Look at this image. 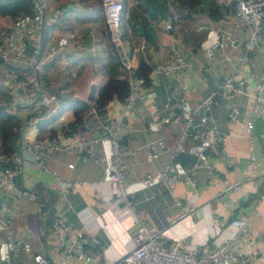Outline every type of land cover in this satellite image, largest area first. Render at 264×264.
<instances>
[{"label": "crops", "instance_id": "0c3cea01", "mask_svg": "<svg viewBox=\"0 0 264 264\" xmlns=\"http://www.w3.org/2000/svg\"><path fill=\"white\" fill-rule=\"evenodd\" d=\"M56 1L47 0L49 4ZM127 1L130 5L134 4V0ZM219 1L228 3L230 0ZM232 9L216 19L206 12L173 17L158 14L156 18L147 20L154 30V37L134 33L128 27L127 34L117 44L119 60L112 69L107 65L110 54L114 52L109 45L100 0H81L78 8L66 7L57 23L45 26L47 43L55 42L58 46L57 55L46 70L47 84L58 92L61 102L73 98L86 99L93 86L97 87L107 79L108 70L117 72L122 69L124 58L130 59L137 68L140 60L146 63L161 60L172 47L177 46L186 50L190 66L174 73L159 74L156 84L142 99L136 100L126 116L131 125L123 130L121 140L127 147L123 156L126 167L134 178L127 185V190L132 193V211H127L122 205H111L107 200L111 191L107 180L111 152L104 133L96 135L93 143L99 158L63 148L34 146L32 150L26 146V141L60 131L64 124L73 122L74 114L71 107H64L58 116L31 125L28 116L33 108L25 105L22 93L12 89L14 101L18 104L16 115L19 127L10 142L13 154L10 158H1L7 161L16 157V182L20 187L33 191L35 196L28 197L10 190L0 193V213L11 222L14 230L12 239L29 244L28 252L8 249L3 243L4 233L0 229V264L2 261L7 264H33L32 256L37 252L44 254L49 264H107L128 248L129 236L140 225L138 216L155 229L170 228V240L185 235L184 246L201 248H212L226 240L232 229L225 223L243 217L247 221L248 236L232 241V248L238 254L246 255L256 250L258 252L246 264H264V195L260 196L264 193V175L260 174L258 186L246 180L250 164L244 130V120L252 116L259 171L262 172L264 112L253 115L252 103L264 58V20L260 28L261 40L245 52L242 43L247 37V30L243 26H235ZM23 17L25 23L18 25L17 18L0 14V22L14 23L18 35L24 37L29 48L26 21L30 16ZM211 27L221 32L222 37L221 44L213 46L212 53L208 54L200 41ZM244 52L245 60L235 75L244 92L239 95L218 94L209 107L204 108L206 124L227 132L223 146L211 147L206 151L208 165L194 167L196 158L188 148L171 157L169 149L175 146L180 122L172 119L175 107L167 102V97L180 98L183 100L182 106L192 107L229 72L226 56L237 60V56ZM6 61L19 71H25L22 59L11 57ZM7 69L6 62L0 60V77L5 78ZM232 103L240 110L237 121H229L227 117L228 107ZM120 107L121 100L113 96L107 101L103 113L125 119ZM71 129L61 131L62 140L74 137L73 126ZM92 133L93 130L85 132L90 136ZM194 141L188 139L187 144ZM145 142L152 143L151 156L147 155ZM34 152L38 153L42 162L40 166L35 165ZM169 161V172L193 168L195 184L182 178L166 184L156 175L147 183L140 180L146 172L156 174ZM65 180H71L72 186L65 189ZM228 180H240L241 186L218 195L217 192ZM189 193L195 198V210L171 224V219L178 214L176 198L184 200ZM39 202L42 203L41 211L38 209ZM57 213L66 217L69 226L84 232L81 246L96 254L95 262L65 259L52 249L47 241L46 229Z\"/></svg>", "mask_w": 264, "mask_h": 264}, {"label": "built area", "instance_id": "2783aa9c", "mask_svg": "<svg viewBox=\"0 0 264 264\" xmlns=\"http://www.w3.org/2000/svg\"><path fill=\"white\" fill-rule=\"evenodd\" d=\"M33 13L28 23L30 47L21 35H18L14 23L7 21L0 22V57L8 60L11 57L22 59L25 71L21 72L15 67L7 69L5 78L0 77L2 82L7 84L14 92H20L25 98L27 107H32L33 112L28 116L31 125H38L39 122L58 116L61 106V99L58 92L50 88L47 84L46 70L56 55L58 46L55 42H43L45 26L53 25L59 21L66 7L81 6V0H57L49 4L47 0H30ZM104 12L107 31L109 37L116 44L120 43L119 19L123 0H100ZM232 12L235 16V26L245 27L247 37L242 43V48L246 52L253 44L261 40L260 28L264 20V0H236ZM18 25L24 24L25 19L21 13L17 14ZM222 33L216 28H208L204 38L200 41L202 48L208 54L212 53V47L221 44ZM237 56L234 60L226 56L229 72L225 74L217 85L205 96L193 104L192 107L182 106L183 100L173 96L167 97V102L174 106L172 119L179 121V130L175 141V146L169 149L172 157L176 152L190 149L196 160L194 167L208 165L206 162V151L211 147H222L227 132L215 126L206 124V114L204 108H208L218 94L230 95L241 94L243 87L237 83L235 75L241 70V65L245 60L246 53ZM150 70L147 77L137 73L136 66L130 59L122 60V69L128 82L129 88L125 97L121 100L120 113L125 119H117L112 116L99 114L96 106H91L84 118L73 128L74 137L62 140V132L71 131L69 126H63L60 131L44 135L40 138L26 141V146L33 150L34 146H42L48 149L63 148L66 151H76L79 154H92L99 158V152L94 149L93 143L97 136L86 135L85 132L99 129L104 131V136L109 141L111 159L108 166L107 180L111 191L108 195V202L111 205H122L127 211H132L131 192L127 190V185L134 180L128 171L124 161V153L127 151L125 143L121 140V133L131 124L126 120L127 114L138 99H142L148 90L156 84L157 76L161 73H174L177 70L190 66L189 56L184 48L174 46L170 53L163 59L155 62H147ZM15 96V94H14ZM254 100L252 103V113L260 114L264 112V58H262V70L255 85ZM14 100V99H13ZM10 110L16 112L17 104L12 101ZM227 117L229 121L240 119V110L236 104H230ZM244 130L247 136L249 148L250 170L246 175V180L258 186L260 174L264 175V169L259 171V156L256 152V133L254 130L253 117L244 120ZM188 139L195 141L187 144ZM147 155L153 154L152 143L145 142ZM35 153V165L42 164L38 153ZM170 161L158 170L156 174L146 172L140 177L142 182H149L155 175L163 182L175 181L180 178L195 184L193 176L194 169L189 171L169 172ZM18 171L16 157L14 160H3L0 156V193L3 190H10L15 193H23L28 197H34L33 191L26 187H20L15 179ZM210 172L211 169H210ZM72 186L71 180H65V189ZM241 186L240 180L226 181L222 190L217 194L238 189ZM261 193L260 196H263ZM195 196V193H194ZM178 214L172 218L170 223H175L179 218L188 216L195 210V198L188 194L184 200L176 198ZM42 203L39 202L38 209L41 211ZM138 229L129 236V246L120 255L108 261L107 264H246L251 261L258 252L251 251L249 254H238L232 248V241L248 236L247 221L243 217L230 219L225 226L232 229L229 237L218 242L212 248H201L200 246L186 247L183 242L186 236H180L170 240V228L155 229L144 221L141 216ZM0 229L4 233L3 243L12 251L22 249L29 251L28 243H18L12 239L13 228L8 218L0 213ZM46 236L52 249L65 259H78L82 261H96V254L84 250L81 242L84 241V232L69 226V222L64 215L57 213L46 229ZM33 264H49L48 259L42 253H34Z\"/></svg>", "mask_w": 264, "mask_h": 264}, {"label": "trees", "instance_id": "16d2710c", "mask_svg": "<svg viewBox=\"0 0 264 264\" xmlns=\"http://www.w3.org/2000/svg\"><path fill=\"white\" fill-rule=\"evenodd\" d=\"M235 1L230 0L228 3H224L219 0H134V4L130 5L127 0H123L119 19L120 37L122 38L127 34L128 27L134 33L154 37V30L147 20L148 18H156L158 14L173 17L174 15L189 16L195 12H206L208 16L216 19L222 16L225 11L233 8ZM19 13L27 17L32 15L33 7L30 0H0V14L15 17ZM107 36L108 41L110 40L109 45L112 48V52H114V54H110L107 68L110 67L112 69L118 62L119 57L117 44L110 39L108 31ZM46 38L47 36L44 32V43ZM7 68H12V65H7ZM111 69L108 70L107 79L99 86H93L86 99L73 98L65 99L61 102L59 113L64 107H71L74 114L73 122L63 126H69L70 128L73 126L74 128L93 105L97 107L99 114H104L106 103L111 97L115 96L119 100L125 97L129 85L126 78L122 76L123 69L117 72H111ZM136 70L138 74L147 77L150 65L140 60ZM13 99L12 90L0 79V156H7V158H10L13 154L10 142L19 127L16 112H12L9 108L12 101H14Z\"/></svg>", "mask_w": 264, "mask_h": 264}, {"label": "water", "instance_id": "95a60500", "mask_svg": "<svg viewBox=\"0 0 264 264\" xmlns=\"http://www.w3.org/2000/svg\"><path fill=\"white\" fill-rule=\"evenodd\" d=\"M26 25H28V23H26ZM0 60L5 61L7 65H13L12 63L6 61L5 59H3L1 57H0ZM103 133H104V131H101L99 129H94L93 133H92V136L100 135V134H103ZM2 264H7V263H6V261H2Z\"/></svg>", "mask_w": 264, "mask_h": 264}, {"label": "rangeland", "instance_id": "374dc122", "mask_svg": "<svg viewBox=\"0 0 264 264\" xmlns=\"http://www.w3.org/2000/svg\"><path fill=\"white\" fill-rule=\"evenodd\" d=\"M47 43V40H45V44Z\"/></svg>", "mask_w": 264, "mask_h": 264}]
</instances>
